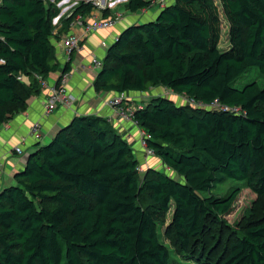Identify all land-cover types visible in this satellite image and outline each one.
Returning a JSON list of instances; mask_svg holds the SVG:
<instances>
[{
  "label": "trees",
  "instance_id": "16d2710c",
  "mask_svg": "<svg viewBox=\"0 0 264 264\" xmlns=\"http://www.w3.org/2000/svg\"><path fill=\"white\" fill-rule=\"evenodd\" d=\"M58 2H0V126L27 110L59 70L53 40L97 7L78 2L55 32ZM168 2L155 19L121 31L93 85L120 94L167 87L198 104L161 95L134 112L154 157L173 174L153 167L141 174L137 149L106 118L75 115L35 143L14 182L0 188V264H173L159 230L169 212L167 237L188 255L211 220L239 229L264 197V83L237 85L253 67L264 78V0ZM152 4L127 0L133 12ZM228 179L240 182L209 195ZM247 190L253 201L229 221ZM213 264H264V218Z\"/></svg>",
  "mask_w": 264,
  "mask_h": 264
},
{
  "label": "crops",
  "instance_id": "0c3cea01",
  "mask_svg": "<svg viewBox=\"0 0 264 264\" xmlns=\"http://www.w3.org/2000/svg\"><path fill=\"white\" fill-rule=\"evenodd\" d=\"M1 1L2 0H0V2ZM60 1L61 0H59V2ZM92 1L94 3L96 2L94 0ZM123 1L124 0H113L109 3L110 5L108 4V6H111L109 16H104L101 9L102 6H98L97 2V7L90 14L86 16L78 15L86 20L98 17L117 18V23L112 29L86 33L84 24L73 22L67 31L62 33L58 39L53 40L59 70L47 79L48 87H44L40 95L31 99L27 110L19 112L12 120L0 126V157L4 161L3 169L0 174V188L13 183L15 173L24 167L26 158L33 150L35 144L31 142L25 144L23 146L24 152L21 154L17 153L14 147L20 145L21 139L28 133L31 124L38 119H44V139L42 142H46L51 139L57 129L66 125L75 115H95L106 118L110 124L137 149L136 155L140 163L146 164L143 151L138 142L140 128L134 125L132 121L118 116L115 112L116 106L112 105L110 100L121 97L123 98V104L129 105V103H127L128 98L131 97L136 100L139 93L147 92L127 91L120 94L115 91H97L93 85L95 77L100 72V70L95 69L91 64L93 56L97 55L104 58L108 47L125 27L134 23L155 19L161 8L157 3H153L149 7L133 12L128 8L127 2L125 3ZM66 2L67 1L64 0L59 3L62 10L67 7ZM103 8L105 7L103 6ZM60 24H55V32H58L59 28L62 26V24ZM70 33L79 34L83 40L82 49L74 53V59L68 71L70 75L66 85L68 92L75 96V100L70 107L60 106L47 116L45 113L49 90L56 84L62 73L63 67L70 59V54L67 53L62 42L63 38ZM102 42H104V44H102ZM133 99L131 101H133ZM149 163L150 166L147 168H164L165 166L158 157L150 158Z\"/></svg>",
  "mask_w": 264,
  "mask_h": 264
},
{
  "label": "rangeland",
  "instance_id": "374dc122",
  "mask_svg": "<svg viewBox=\"0 0 264 264\" xmlns=\"http://www.w3.org/2000/svg\"><path fill=\"white\" fill-rule=\"evenodd\" d=\"M66 1H67L66 6L70 8H73L78 2H80V0H72V1L66 0ZM94 1L98 2L99 3L98 6L101 5L102 6L101 9L103 10L104 9L103 6L105 8L109 7L111 9V6H108V4L111 3L113 0H105L104 2L105 4H101L100 2L101 0H94ZM168 1L169 0H167V2ZM123 2L126 3L127 0H124ZM171 2H173V0H171ZM153 3H157L160 6L157 0H153ZM225 33L226 32L224 30L222 34L221 46H225L227 44ZM253 80H258L261 84L264 83L263 75L260 73V70L257 67L251 68L242 78L239 79L237 85L239 87H242L247 82ZM161 95L168 96L181 105H188V106L190 105L191 107L196 105V102L194 100L189 99L185 95L177 94L167 87H159V88L155 87V89L154 88L151 89L150 92L139 93L137 95L136 100L131 97L128 98L127 103H129V105L123 104V108L128 107L130 111L134 112L138 108H140V106H144L153 98ZM132 99L133 101H131ZM123 119L132 121L133 123V120L130 118H123ZM140 141H141V137H139L138 139L139 143ZM159 169L164 170L166 172L168 171V173L173 174L171 169H168L167 166H164V168L162 167ZM239 182L240 181L238 180L228 179L223 183L219 184L216 188L212 189L209 195L213 194L218 196L220 195L224 196L228 192H230V190L234 188ZM253 199H254V194L252 192H249L248 190L247 192H244L243 196L239 198V201L236 205L237 212L233 215L228 216L229 221L233 222L235 219H237L241 215L243 210L248 206H250ZM171 216H172V212H169L166 223L159 224V230H160L161 240L164 243H166L171 249L173 264H213L217 255L219 256L221 253L226 252L229 243L235 240L237 236L240 235L249 224L253 223V221L255 222L257 220L264 218V197H261L260 200L256 203L255 207L249 212L247 218L245 219V221L243 222L242 226L239 229H233V227L228 226L224 223L211 220L210 229L196 240L195 248L188 255H182L180 251L178 252L167 237L166 227L171 220Z\"/></svg>",
  "mask_w": 264,
  "mask_h": 264
},
{
  "label": "built area",
  "instance_id": "2783aa9c",
  "mask_svg": "<svg viewBox=\"0 0 264 264\" xmlns=\"http://www.w3.org/2000/svg\"><path fill=\"white\" fill-rule=\"evenodd\" d=\"M52 1H55V0H52ZM63 1L64 0H61L60 2H63ZM60 2L57 3L59 7H60V4H59ZM157 2L160 4V7H161V6L166 5L167 0H157ZM72 9L73 8L66 7L64 10H62L59 13V15L54 18V24L56 25L60 24L61 17H63L64 15H67V16L71 15ZM117 20H118L117 18H109V17H98V18H91L89 20H86L85 18L81 16H77L74 22L79 23V24H84L85 32L89 33L92 31L94 32L98 30L112 29L116 25ZM82 41H83L82 37L77 33H70L67 36H65L62 40L63 45L65 46V49L68 54H71L72 51H80L82 49ZM102 44H104V42H102ZM91 64L95 69L100 70L103 67V59L97 55L93 56L91 60ZM69 75H70L69 72H66L64 74L61 73L60 80H57V82L59 81V84L56 82V84L50 88L48 96H47V100H46V113L45 114L47 116L53 113L60 106L70 107L73 104L75 100V96L72 93L68 92L66 88ZM42 82L45 88L48 87L46 80ZM122 99L123 98L121 97L119 98L116 97L110 100V103L116 106V110H115L116 114L123 118H130L133 120V123L135 125H138L139 122L134 117L135 111L134 112L130 111L128 107L123 108V106H121V104L123 103ZM196 105L198 104L196 103ZM213 107L220 108V109H227L225 107L223 108V105L218 104V103L214 104ZM140 108H142V106H140ZM140 137H141L140 146L144 153L146 164L140 163V165L138 166V170L140 173H144L148 169L147 167L150 166L149 159L155 156V150L152 147H150L148 144V139L151 138V135L147 131H145L144 129L141 130ZM43 139H44V119H38L31 124L28 133L21 139L20 145H17L14 147V150L17 153L21 154L24 152L23 146L25 144H28L29 142H31L32 144L39 143V142H42ZM3 162H4L3 159L0 157V174L3 169Z\"/></svg>",
  "mask_w": 264,
  "mask_h": 264
},
{
  "label": "water",
  "instance_id": "95a60500",
  "mask_svg": "<svg viewBox=\"0 0 264 264\" xmlns=\"http://www.w3.org/2000/svg\"><path fill=\"white\" fill-rule=\"evenodd\" d=\"M80 1H83V0H80ZM86 1H92V0H86ZM104 2H105V0H101V4H105ZM95 4H96V2H95ZM97 4H99V3L97 2ZM29 154H28V156H29Z\"/></svg>",
  "mask_w": 264,
  "mask_h": 264
},
{
  "label": "bare ground",
  "instance_id": "6f19581e",
  "mask_svg": "<svg viewBox=\"0 0 264 264\" xmlns=\"http://www.w3.org/2000/svg\"><path fill=\"white\" fill-rule=\"evenodd\" d=\"M136 126L140 128V131H141V130H143V128H141L139 124H138V125H136Z\"/></svg>",
  "mask_w": 264,
  "mask_h": 264
}]
</instances>
